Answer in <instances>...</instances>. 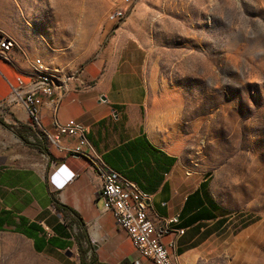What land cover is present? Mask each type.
Wrapping results in <instances>:
<instances>
[{"label":"rangeland","instance_id":"1","mask_svg":"<svg viewBox=\"0 0 264 264\" xmlns=\"http://www.w3.org/2000/svg\"><path fill=\"white\" fill-rule=\"evenodd\" d=\"M111 41L140 46L151 111L168 122L165 141L233 213L199 263L264 264V0H0V52L34 74L70 82ZM8 113L0 107L4 122ZM0 264L79 257L36 251L7 230Z\"/></svg>","mask_w":264,"mask_h":264},{"label":"crops","instance_id":"2","mask_svg":"<svg viewBox=\"0 0 264 264\" xmlns=\"http://www.w3.org/2000/svg\"><path fill=\"white\" fill-rule=\"evenodd\" d=\"M142 60L136 42H109L72 77L57 117L88 126L85 156L98 154L122 178L150 194L149 216L174 264H198L218 234H228L233 213L212 193L207 178L165 141L168 122L151 111ZM33 75L32 69L0 54V101L21 86L18 78L24 85ZM50 112L43 107V126H49ZM4 120L43 136L31 126L20 102L10 103ZM75 142L65 136L63 148L45 142L47 149L41 152L12 128L0 126V231L25 236L36 251L70 255L72 250L78 257L76 235L85 233L90 242L87 262L155 264L135 249L111 213H99V161L70 153ZM163 221L167 231H161ZM178 229L183 232L176 234ZM87 245L80 237V246Z\"/></svg>","mask_w":264,"mask_h":264},{"label":"built area","instance_id":"3","mask_svg":"<svg viewBox=\"0 0 264 264\" xmlns=\"http://www.w3.org/2000/svg\"><path fill=\"white\" fill-rule=\"evenodd\" d=\"M119 14V13H118ZM9 59L7 54H2ZM39 70L42 62L39 57L31 61ZM21 86L16 87L9 97L0 101V107L9 106L11 102H20L24 107L31 126L37 128L43 135L46 144L63 148L60 144L62 137H72L76 139L75 145L70 149V153L76 156L94 158L99 161V166L107 169V178L99 179L97 197L102 200L99 213H111L116 226L125 231L132 241L135 249L144 257L152 260L155 264H174L167 249V246L160 240L157 233V226L149 216L150 194L143 192L131 181L122 178L114 170L108 167L105 162L97 156H85V146H89L87 134L90 128L82 125L71 118L61 122L57 117V109L67 91L69 82L61 80L56 74L41 72L31 76V80L22 85V80L18 78ZM49 106L51 112L48 116L49 126H43L40 121L42 109ZM161 231H167L168 227L163 221ZM182 229L175 233L181 234Z\"/></svg>","mask_w":264,"mask_h":264},{"label":"trees","instance_id":"4","mask_svg":"<svg viewBox=\"0 0 264 264\" xmlns=\"http://www.w3.org/2000/svg\"><path fill=\"white\" fill-rule=\"evenodd\" d=\"M0 124L6 128H11L13 129V132L15 133V135L17 137H19L26 145L33 147L41 152L46 151L47 147L45 144V140L43 138V136L38 137L36 132L32 131L31 128L24 126L26 129L30 130V135L32 136V139L29 138V134L27 133H22L19 129L14 128L12 125L7 124L6 122H4L2 119H0ZM58 207H63V208H67L68 210L72 211L70 208H68L67 206H61L60 204H58ZM249 222H244L242 224V227H246L247 225H249ZM80 237H84L86 242L88 243L87 248L83 249L80 246ZM76 239H77V243L79 244V251H80V256H79V264H92V262H86L85 258H84V254L86 252V250L90 247V242L86 236L85 233H81V234H77L76 235Z\"/></svg>","mask_w":264,"mask_h":264},{"label":"bare ground","instance_id":"5","mask_svg":"<svg viewBox=\"0 0 264 264\" xmlns=\"http://www.w3.org/2000/svg\"><path fill=\"white\" fill-rule=\"evenodd\" d=\"M10 97H12V96H10ZM96 167L98 168V172H99L100 177L101 178H107V169H105V166H99V164H98V165H96ZM242 263L246 264V261H243ZM242 263H240V264H242Z\"/></svg>","mask_w":264,"mask_h":264}]
</instances>
